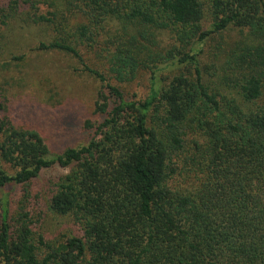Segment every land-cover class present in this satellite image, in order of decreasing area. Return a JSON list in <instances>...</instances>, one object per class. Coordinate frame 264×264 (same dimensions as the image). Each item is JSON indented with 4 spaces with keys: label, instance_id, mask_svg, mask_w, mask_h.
I'll list each match as a JSON object with an SVG mask.
<instances>
[{
    "label": "trees",
    "instance_id": "16d2710c",
    "mask_svg": "<svg viewBox=\"0 0 264 264\" xmlns=\"http://www.w3.org/2000/svg\"><path fill=\"white\" fill-rule=\"evenodd\" d=\"M8 9L4 19L55 27L37 49L75 58L101 84L95 113L105 118L87 144L55 155L37 132L0 120V264H264V0H12ZM63 11L82 18L69 33L56 23ZM232 29L250 43L219 53L216 39ZM86 44L99 47L105 73L83 60ZM167 70L176 74L162 86ZM140 71L151 74L149 94L127 101L111 82ZM55 167L66 173L47 208L80 229L39 254L26 204Z\"/></svg>",
    "mask_w": 264,
    "mask_h": 264
},
{
    "label": "rangeland",
    "instance_id": "374dc122",
    "mask_svg": "<svg viewBox=\"0 0 264 264\" xmlns=\"http://www.w3.org/2000/svg\"><path fill=\"white\" fill-rule=\"evenodd\" d=\"M11 1L0 0V120L6 118L15 128L37 132L54 155L87 144L105 118L95 113V104L102 92L101 84L84 72L75 58L37 49L39 42L47 43L57 34L54 26L33 25L23 15L4 19L3 16L10 13ZM37 7L38 14L52 19L54 9L49 4ZM81 19L79 14L69 17L63 11L57 14L56 23L65 21L66 32L69 33ZM117 27L118 24H110L103 35L111 34ZM245 35L238 29H232L223 36V42L216 39V46L219 43L222 46L219 53L227 51L229 46L241 48L243 44H249ZM70 36L71 33L66 35ZM158 40L162 46L171 42L166 34L160 35ZM214 47L215 43L207 46L205 52L208 56ZM78 50L88 66L105 73V59L99 47L86 44L78 46ZM209 63V58L203 61V64ZM175 74V71L161 72L162 86ZM150 78L148 71H140L132 83H111L119 87L127 101L142 102L149 94ZM110 104L112 106V100ZM65 173L55 167L43 172L30 186L26 212L39 254H44L45 245L57 246L67 237L79 234L80 228L71 217L52 214L47 208L52 184ZM8 195L11 211H14L22 190H9ZM39 240L43 245H39Z\"/></svg>",
    "mask_w": 264,
    "mask_h": 264
}]
</instances>
